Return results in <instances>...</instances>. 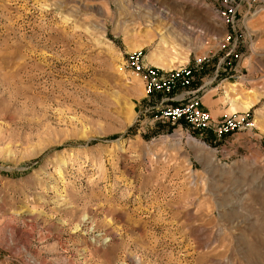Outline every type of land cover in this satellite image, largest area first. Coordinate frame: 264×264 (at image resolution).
<instances>
[{
  "label": "rangeland",
  "instance_id": "obj_1",
  "mask_svg": "<svg viewBox=\"0 0 264 264\" xmlns=\"http://www.w3.org/2000/svg\"><path fill=\"white\" fill-rule=\"evenodd\" d=\"M221 2L0 0V264H264V0L235 31ZM132 51L203 58L211 116L253 126L158 118Z\"/></svg>",
  "mask_w": 264,
  "mask_h": 264
},
{
  "label": "built area",
  "instance_id": "obj_2",
  "mask_svg": "<svg viewBox=\"0 0 264 264\" xmlns=\"http://www.w3.org/2000/svg\"><path fill=\"white\" fill-rule=\"evenodd\" d=\"M242 1L245 0H222L221 6L216 9L218 19L231 31L236 29V14L242 10ZM246 1L249 3L244 17L257 12L256 9H251L255 0ZM229 37L228 34L227 39ZM203 60L194 58L191 63L165 70L148 65L142 51H132L127 53L126 65L142 76L146 93L158 97L156 108L160 119H168L173 124H184L195 131H210L219 138L243 126L252 127L253 123L246 114L225 115L214 119L203 107L201 92L215 79L212 77L195 84L196 72L203 66Z\"/></svg>",
  "mask_w": 264,
  "mask_h": 264
},
{
  "label": "bare ground",
  "instance_id": "obj_3",
  "mask_svg": "<svg viewBox=\"0 0 264 264\" xmlns=\"http://www.w3.org/2000/svg\"><path fill=\"white\" fill-rule=\"evenodd\" d=\"M153 8V7H152ZM153 9H155V8H153ZM152 12V11H151ZM156 12H157V10H156ZM155 12V13H156ZM154 13V14H155ZM157 13H159V12H157ZM152 14V13H151ZM170 15V14H169ZM162 16L163 17H169L168 16V14H162ZM160 17H161V15H160ZM161 19V18H160ZM158 20V19H157ZM152 23V22H151ZM156 26V25H155ZM151 27V26H150ZM189 27V26H188ZM152 28V27H151ZM155 28V27H154ZM185 29H187V28H185ZM148 30V29H147ZM157 30V29H156ZM155 30V31H156ZM152 31V30H151ZM170 31V30H169ZM158 32V33H157ZM156 33H157V35L160 37V42L158 43V46L156 47V49L154 50V51H152L151 53H150V58H151V60L152 61H154L155 62V60L157 59V58H159L161 55H163L164 54V50H162L163 48H162V46H165V47H167V46H169L170 45V43L171 42H183L184 40L183 39H181V37H180V34L179 33H175V32H172V31H170V32H167L166 34H165V32H163L162 30H160V31H157ZM186 33H189L188 35H195V31L193 30V29H191V28H188V30L186 31ZM153 34H152V32L150 33V31L148 32V31H145V33L144 32H141L140 31V33H139V37L140 38H143V41L144 42H148V41H150V40H152V38H153ZM181 36L183 37V34H181ZM184 38V37H183ZM185 39V38H184ZM180 40V41H179ZM134 43H136L135 42V40L130 44L131 45V47H132V49H136L138 46H135V44ZM138 44V43H137ZM144 44V43H143ZM180 44V43H179ZM139 45V44H138ZM153 62V63H154ZM196 143L197 144H199V146L201 145L202 146V144L200 143V142H197L196 141Z\"/></svg>",
  "mask_w": 264,
  "mask_h": 264
},
{
  "label": "crops",
  "instance_id": "obj_4",
  "mask_svg": "<svg viewBox=\"0 0 264 264\" xmlns=\"http://www.w3.org/2000/svg\"><path fill=\"white\" fill-rule=\"evenodd\" d=\"M205 79H206V77H205L204 79H202V80L205 81ZM197 84H198V83H196V85H197ZM208 93H209V91L202 95V98H201V100H202V105H203V107H204L205 109H207V110L210 112V114H211L213 117L216 118V116L218 117V114L216 113V111L218 110L219 97H216L215 99L208 100V99L205 98L206 95H207ZM250 104H251V103H250ZM247 106H250V105H246V107H247Z\"/></svg>",
  "mask_w": 264,
  "mask_h": 264
}]
</instances>
